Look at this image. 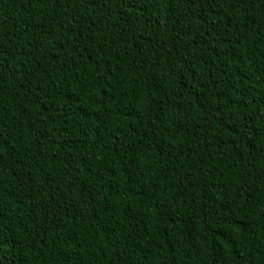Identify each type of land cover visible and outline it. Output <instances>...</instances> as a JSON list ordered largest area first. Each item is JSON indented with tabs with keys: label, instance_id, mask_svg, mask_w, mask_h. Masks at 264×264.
<instances>
[{
	"label": "trees",
	"instance_id": "1",
	"mask_svg": "<svg viewBox=\"0 0 264 264\" xmlns=\"http://www.w3.org/2000/svg\"><path fill=\"white\" fill-rule=\"evenodd\" d=\"M0 264H264V0H0Z\"/></svg>",
	"mask_w": 264,
	"mask_h": 264
}]
</instances>
